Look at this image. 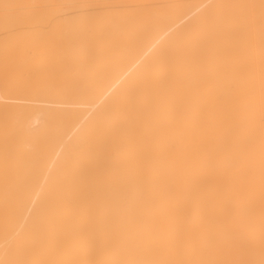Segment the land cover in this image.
<instances>
[{
	"label": "bare ground",
	"instance_id": "bare-ground-1",
	"mask_svg": "<svg viewBox=\"0 0 264 264\" xmlns=\"http://www.w3.org/2000/svg\"><path fill=\"white\" fill-rule=\"evenodd\" d=\"M0 264H264V0H0Z\"/></svg>",
	"mask_w": 264,
	"mask_h": 264
},
{
	"label": "rangeland",
	"instance_id": "rangeland-1",
	"mask_svg": "<svg viewBox=\"0 0 264 264\" xmlns=\"http://www.w3.org/2000/svg\"><path fill=\"white\" fill-rule=\"evenodd\" d=\"M31 3H34V2H31Z\"/></svg>",
	"mask_w": 264,
	"mask_h": 264
}]
</instances>
